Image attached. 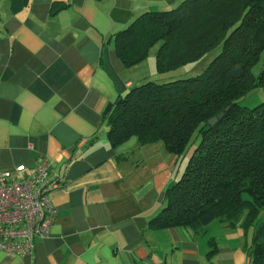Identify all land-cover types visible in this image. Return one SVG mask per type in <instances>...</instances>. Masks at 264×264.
Instances as JSON below:
<instances>
[{"label":"crops","instance_id":"crops-1","mask_svg":"<svg viewBox=\"0 0 264 264\" xmlns=\"http://www.w3.org/2000/svg\"><path fill=\"white\" fill-rule=\"evenodd\" d=\"M180 1L0 0V170L43 160L58 183L48 236L31 255L0 250V264H207L210 238L213 264H253L241 231L219 221L198 233L149 228L182 160L159 142L106 139V104L137 84L113 34Z\"/></svg>","mask_w":264,"mask_h":264},{"label":"trees","instance_id":"trees-1","mask_svg":"<svg viewBox=\"0 0 264 264\" xmlns=\"http://www.w3.org/2000/svg\"><path fill=\"white\" fill-rule=\"evenodd\" d=\"M112 37L125 68L145 60L159 43L154 62L159 76L220 46L198 75L145 78L117 97L104 116L106 139L112 148L159 142L179 162L196 133L198 143L166 187L161 211L148 227L198 233L216 220L240 230L248 240L244 253L253 264H264V99L252 107L241 104L264 87V0H181L138 15ZM207 245L206 261L213 264L217 245L211 238Z\"/></svg>","mask_w":264,"mask_h":264},{"label":"built area","instance_id":"built-area-1","mask_svg":"<svg viewBox=\"0 0 264 264\" xmlns=\"http://www.w3.org/2000/svg\"><path fill=\"white\" fill-rule=\"evenodd\" d=\"M26 165L0 170V250L31 255L35 241L46 238L55 209L50 192L58 186L48 177L45 161L30 172Z\"/></svg>","mask_w":264,"mask_h":264},{"label":"rangeland","instance_id":"rangeland-1","mask_svg":"<svg viewBox=\"0 0 264 264\" xmlns=\"http://www.w3.org/2000/svg\"><path fill=\"white\" fill-rule=\"evenodd\" d=\"M159 43L153 45L151 49L149 50L148 56L145 60L138 63L137 65L133 66L135 69L130 72V74L133 76V80L137 81V84L139 85L143 81H141L144 77L151 78L152 80L160 79V81H168V80H174V79H180V78H186L190 76H195L200 74L204 68L208 65V63L218 54L220 50V46L215 47L214 49L207 52L203 58L197 62L190 63L188 65H185L183 67H180L176 70L166 72L165 74L159 76L155 74L154 72V62H155V54L158 49ZM259 64L253 67V72L255 74L259 71ZM144 78V79H145ZM163 79V80H162ZM158 81V80H156ZM264 99V87L257 88L254 91H252L248 96L244 97L241 100V104L246 105L248 107H252L256 105L258 102ZM198 143V137L195 133V135L191 138L190 143L187 147V150L184 153V159L182 161V164L184 165L185 161L187 162V159L193 149V147ZM243 197L245 199H248V195L245 193L243 194ZM261 220H264V208L261 212Z\"/></svg>","mask_w":264,"mask_h":264},{"label":"water","instance_id":"water-1","mask_svg":"<svg viewBox=\"0 0 264 264\" xmlns=\"http://www.w3.org/2000/svg\"><path fill=\"white\" fill-rule=\"evenodd\" d=\"M111 105H112V103L111 102H108L107 104H106V106H105V108H104V110H103V115H106L107 114V112L109 111V109L111 108ZM223 115V113H219L218 114V117H221ZM218 117H212L211 119H209V123L210 124H214L216 121H217V119H218Z\"/></svg>","mask_w":264,"mask_h":264}]
</instances>
